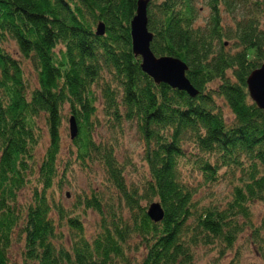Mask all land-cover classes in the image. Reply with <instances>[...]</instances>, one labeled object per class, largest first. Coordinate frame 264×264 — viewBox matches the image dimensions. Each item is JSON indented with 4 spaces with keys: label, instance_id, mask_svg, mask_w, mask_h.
<instances>
[{
    "label": "trees",
    "instance_id": "obj_1",
    "mask_svg": "<svg viewBox=\"0 0 264 264\" xmlns=\"http://www.w3.org/2000/svg\"><path fill=\"white\" fill-rule=\"evenodd\" d=\"M199 1L145 7L151 52L185 64L191 96L141 70L129 33L136 0H0V264H190L199 247L221 253L246 227L256 235L264 111L245 78L264 62V0H203L201 24ZM67 116L77 131L62 154ZM127 124L139 168L101 132ZM73 164L102 177L65 203ZM152 201L157 221L146 213Z\"/></svg>",
    "mask_w": 264,
    "mask_h": 264
},
{
    "label": "rangeland",
    "instance_id": "obj_2",
    "mask_svg": "<svg viewBox=\"0 0 264 264\" xmlns=\"http://www.w3.org/2000/svg\"><path fill=\"white\" fill-rule=\"evenodd\" d=\"M198 17L197 22L201 24L208 17L209 10L206 5L203 4V0L197 3ZM226 14L222 13V21L229 22L226 19ZM9 48H14L11 43L8 44ZM12 51V50H11ZM25 71L29 76V80L32 82L34 73L32 69L26 65ZM223 111L228 113L226 107H223ZM69 117V116H67ZM133 124H127L123 132L120 134L116 129L113 132L102 129L103 136L107 138H115L118 141L119 145V155L126 156L127 161L130 162V165H134L136 168H139L142 164L141 159V149H140V139L138 134L133 128ZM118 133V135L116 134ZM61 141H62V151L66 148V144L69 143V126L68 118L65 120L64 125L61 131ZM134 169L132 176L139 178V171ZM138 172V173H135ZM141 174V173H140ZM101 175L97 173V168L89 167L85 169L82 166L73 164L70 167L69 173L66 176L65 181L61 182V194H66V197L63 198V202L67 203L73 199L74 192L87 190L89 186L93 185L97 187L100 185ZM215 191L217 194L222 195L226 190V185L223 182H220L216 185ZM26 191V190H25ZM27 194V191L25 192ZM69 204V203H68ZM67 204V205H68ZM252 217L251 225L255 226L256 235H252L251 229L246 227L241 233L238 234L234 240L231 247L226 248L223 252H217V246L213 245L211 247H199L194 254L193 260L190 264H264V230L261 228L262 218L264 217V203L254 202L251 205ZM93 211H88L87 216L83 219L87 232L93 230L96 217ZM19 245H13L11 249L12 259L15 258V261H19Z\"/></svg>",
    "mask_w": 264,
    "mask_h": 264
},
{
    "label": "water",
    "instance_id": "obj_3",
    "mask_svg": "<svg viewBox=\"0 0 264 264\" xmlns=\"http://www.w3.org/2000/svg\"><path fill=\"white\" fill-rule=\"evenodd\" d=\"M147 0H136L135 12L129 22L131 48L140 57V68L155 83L163 82L167 85L195 94L194 88L185 77V64L176 57L169 55H154L149 48L151 33L146 28ZM103 32L102 24H97L96 33ZM246 89L250 99L264 111V62L252 69L245 78ZM69 136L76 135L77 127L72 116L68 118ZM67 195V193H66ZM146 213L153 221L162 217V208L157 201L149 203Z\"/></svg>",
    "mask_w": 264,
    "mask_h": 264
}]
</instances>
